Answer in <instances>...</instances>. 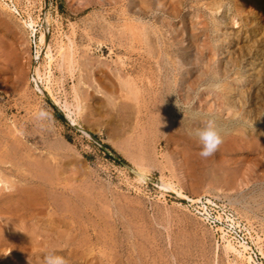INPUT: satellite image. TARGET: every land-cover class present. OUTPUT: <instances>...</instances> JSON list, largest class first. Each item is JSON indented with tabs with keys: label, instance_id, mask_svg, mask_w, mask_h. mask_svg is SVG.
I'll list each match as a JSON object with an SVG mask.
<instances>
[{
	"label": "rangeland",
	"instance_id": "374dc122",
	"mask_svg": "<svg viewBox=\"0 0 264 264\" xmlns=\"http://www.w3.org/2000/svg\"><path fill=\"white\" fill-rule=\"evenodd\" d=\"M0 183V264H264V0H0Z\"/></svg>",
	"mask_w": 264,
	"mask_h": 264
},
{
	"label": "bare ground",
	"instance_id": "6f19581e",
	"mask_svg": "<svg viewBox=\"0 0 264 264\" xmlns=\"http://www.w3.org/2000/svg\"><path fill=\"white\" fill-rule=\"evenodd\" d=\"M159 4V3H158ZM4 6H6L7 7V5L6 4H3ZM217 6H221V4H218ZM8 8V7H7ZM218 8V7H217ZM143 9H145V8H143ZM168 11H169V13L170 14H177V12H178V8H177V5L176 4H170L169 6H168ZM212 9V8H211ZM215 9V8H214ZM9 10H10V8H9ZM13 10H14V8H13ZM12 11V10H11ZM15 11V10H14ZM144 11V10H143ZM34 22L32 21V20H23V24H25L26 26H29V27H31V28H33V26H34V24H33ZM44 41H45V33L44 32H41V35H40V42L41 43H44ZM73 45V44H72ZM72 45H70V49H72L71 48V46ZM148 48V47H147ZM156 49V48H155ZM74 50H71V51H69L68 52V56H67V59H68V65H69V67H70V69L72 70V69H74L75 68V66L73 65L74 63H76V58L74 57V55H73V52ZM46 56H47V58L49 59L48 61L49 62H52V58H53V56H52V54H51V51H50V47H48L47 48V50H46ZM61 56H62V54H61ZM66 55H64L63 57H65ZM211 59V58H210ZM47 61V62H48ZM48 62V63H49ZM88 63L89 62H86L85 64H84V66L86 67L87 65H88ZM90 64V63H89ZM181 64V63H180ZM47 65V64H46ZM179 65V64H178ZM74 66V67H73ZM91 66V65H90ZM207 66V65H206ZM181 68V67H180ZM182 69V68H181ZM33 70L35 71V73H36V75H38V77L40 76V73H39V69H38V67L35 65V66H33ZM49 73H50V71H49ZM43 74V73H42ZM45 74V73H44ZM35 79V78H34ZM89 79V78H88ZM37 82V81H36ZM122 83H123V85L124 86H126V87H129V89H131L132 88V85H131V81L128 79V77H127V75H124L123 76V81H122ZM85 85H86V83H85ZM222 87H226V85H224L223 84V86ZM88 88H90V85L89 84H87V86H85V89H84V94H83V97H84V99H86V96L88 95ZM137 88V87H136ZM135 90V91H134ZM47 91H48V93L50 94V97H51V99H52V101H53V103L55 104V105H59L60 107H61V109L64 111V113H65V115L70 119V121L74 124L76 121L73 119V116L71 115V113H72V111L71 110H73L71 107H70V105L67 103V102H61L59 99H57L56 97H54V95L51 93V90H50V88L49 89H47ZM129 91V90H128ZM132 91V92H131ZM137 90L134 88L133 90H130V94H132V95H135L136 96V94H137V92H136ZM165 91V90H164ZM142 93V92H141ZM189 93V92H188ZM74 94V93H73ZM75 97H76V100H77V105H76V109L77 110H79V108H80V95H79V93L77 92V90L75 91ZM124 98V97H123ZM131 101V100H130ZM76 104V103H75ZM198 126H201V125H199V124H195L194 125V127H198ZM179 127L177 126V129H178ZM139 163V162H138ZM38 164V163H37ZM133 171H134V175H135V177L138 179V181H142V182H146V181H148L149 180V177H148V174H147V172H146V169H144V167H142L140 164H137V167L136 168H134L133 169ZM135 178V179H136ZM2 181V180H1ZM3 183V182H2ZM1 184V183H0ZM158 186H160V187H162V188H164V189H170V190H172V191H174V192H176V193H178V196H180V197H182V198H187V196H184V194L182 195V191H181V189L179 190V189H175V187L173 186V184L172 183H169L168 181L167 182H165L162 178H160V180H159V182L158 183H156ZM3 185V184H2ZM5 185V184H4ZM7 185V184H6ZM5 222H6V220H5ZM224 236V235H223ZM225 243V242H224ZM227 244L225 245L224 244V250H225V253L226 254H228V253H233L234 255H236V256H238V258H240V259H245V260H247L248 261V263L249 264H252L251 262H252V258H251V256L250 255H245V253H246V251L248 250V248H247V246L244 244V243H240L239 244V246L242 248V251H240V250H238L237 249V247L235 246V245H233L232 243H231V241H227L226 242ZM245 252V253H244ZM235 257V256H234ZM237 258V257H236ZM234 263V262H233ZM235 264H237L236 262H235Z\"/></svg>",
	"mask_w": 264,
	"mask_h": 264
},
{
	"label": "clouds",
	"instance_id": "9594fccd",
	"mask_svg": "<svg viewBox=\"0 0 264 264\" xmlns=\"http://www.w3.org/2000/svg\"><path fill=\"white\" fill-rule=\"evenodd\" d=\"M196 136L202 145L199 155L203 158L214 155L222 143V139L211 121L199 129ZM44 264H65V262L61 256L57 255L55 249H51L44 254Z\"/></svg>",
	"mask_w": 264,
	"mask_h": 264
},
{
	"label": "built area",
	"instance_id": "2783aa9c",
	"mask_svg": "<svg viewBox=\"0 0 264 264\" xmlns=\"http://www.w3.org/2000/svg\"><path fill=\"white\" fill-rule=\"evenodd\" d=\"M196 201L199 202V203H201V204L203 203V201H201L200 199L199 200H196ZM210 202H211L210 200H207L205 203H203L204 208H206V204H208ZM193 203H195V202H193ZM211 214L212 215L207 214L208 215L207 218H208L209 226L210 227H214L216 229L221 228L220 226H218V224L221 223L220 222V219L222 217L220 215V213L215 214V213L212 212ZM228 221H229V223L226 225V228H223V227L222 228L226 232V236H231L232 239H234L235 237L232 235L233 234L232 229L235 228V223H234V221H231V219H229V218H228ZM237 226H238V224H237ZM235 241H240V240L237 239V238H235Z\"/></svg>",
	"mask_w": 264,
	"mask_h": 264
},
{
	"label": "water",
	"instance_id": "95a60500",
	"mask_svg": "<svg viewBox=\"0 0 264 264\" xmlns=\"http://www.w3.org/2000/svg\"><path fill=\"white\" fill-rule=\"evenodd\" d=\"M58 109H60V108L58 107Z\"/></svg>",
	"mask_w": 264,
	"mask_h": 264
}]
</instances>
